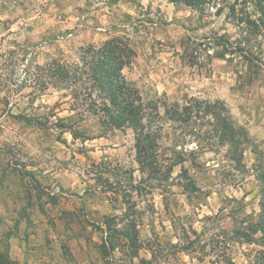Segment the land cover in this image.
Listing matches in <instances>:
<instances>
[{
  "label": "rangeland",
  "instance_id": "1",
  "mask_svg": "<svg viewBox=\"0 0 264 264\" xmlns=\"http://www.w3.org/2000/svg\"><path fill=\"white\" fill-rule=\"evenodd\" d=\"M215 11L201 14L167 0H0V250L10 253L16 238L21 259L10 257L23 264H224L225 251L235 264H250L257 244L226 242L235 216L259 211L253 164L255 150L264 152V36L244 45L226 11ZM215 32L227 34L233 46H250L259 73L237 52L208 62L213 48L201 52V64L183 61L185 37L203 40ZM116 35L130 38L137 51L124 73L145 98L226 103L251 136L244 167L228 158L226 146L199 150L191 128L176 134L164 120L160 158L170 163L177 148L187 160L167 183L145 181L152 184L147 191H131L130 173L135 183L142 177L132 130L86 141L60 133L58 118H77L67 110L63 90L42 87L45 72L38 65L72 62L81 46ZM75 127L97 132L93 120ZM189 178L196 191L183 187ZM111 183L114 191L107 190ZM127 189L130 209L121 196ZM106 216L115 218L119 231L136 221V250L130 236L119 233L118 248L104 253Z\"/></svg>",
  "mask_w": 264,
  "mask_h": 264
},
{
  "label": "trees",
  "instance_id": "2",
  "mask_svg": "<svg viewBox=\"0 0 264 264\" xmlns=\"http://www.w3.org/2000/svg\"><path fill=\"white\" fill-rule=\"evenodd\" d=\"M167 1L190 7L201 14L209 8H216L215 14L218 16L226 11V18L232 20L243 32L244 45L252 38L264 36V0ZM241 43L239 41L233 46L225 33L215 32L212 36H205L203 40L187 36L181 41L183 48L181 58L190 65H196L200 63L201 52H208L210 48L214 49L213 52L207 53L206 59L210 63L213 58L225 59L227 54L237 52L243 56L250 71L256 67L258 70L255 69L254 73H259L261 64L255 62L252 48L242 46ZM136 56L137 51L130 38L116 35L100 44L81 46L77 58L72 62L53 59L44 66L38 65L45 72L42 87L46 89L52 84L57 90L64 91L67 110L72 113L71 116L77 118L75 123L93 120L97 126V132L91 133L90 129L75 127V123L67 122L66 119L70 116L60 117L56 122L60 133L69 132L75 140L86 141L104 137L108 132L116 130H132L135 160L142 177L135 183L134 172L130 173L128 182L131 191H147L146 187L152 184L146 186L145 181L148 183L160 179L167 183L172 177L173 168L187 160L184 158V151H179L177 148L175 149L177 155L175 159L171 158L170 163L165 164L164 159L160 158L159 149L164 120L171 122L176 134L178 129H181V133L191 128V132L188 133L195 136L199 150L213 151V147L226 146L228 158L238 169L244 167V152L247 144L251 142V136L247 128L233 118L226 103L222 100L212 101L198 97H191L182 102L145 98L140 89L124 73V69L133 64ZM243 76L244 74L239 73V77ZM202 126L206 127L205 131H202ZM204 142L206 146H203ZM190 153L195 155L196 150L193 148ZM255 154L253 171L259 187V211L245 214L243 217L235 216L234 227L226 243L237 241L257 244L260 248L250 264H264V152L255 150ZM193 159L195 161L196 157ZM104 163L106 160L95 164L100 166ZM183 187L191 192L197 190L196 182L191 178L188 183L183 184ZM114 189L112 183L109 184L107 190L114 191ZM128 191V189L124 190L121 196L130 209L132 194ZM114 221L113 216H106L105 223L109 232L102 244L104 253L107 255L118 248L119 233L130 236L136 250V221L131 222L129 226L131 228H127L129 231L114 229L112 226ZM185 236L189 238L188 232ZM196 242L194 239L191 244ZM227 244H225L226 249ZM224 258V264H235L226 251ZM142 261L149 262L145 259ZM0 264L23 263L12 259L9 250L5 249L0 250Z\"/></svg>",
  "mask_w": 264,
  "mask_h": 264
},
{
  "label": "crops",
  "instance_id": "3",
  "mask_svg": "<svg viewBox=\"0 0 264 264\" xmlns=\"http://www.w3.org/2000/svg\"><path fill=\"white\" fill-rule=\"evenodd\" d=\"M20 243L21 242H19L16 238H12L11 239V255H13V254H18L20 257H19V259H21V253L20 252H18V248H19V251H21L20 250Z\"/></svg>",
  "mask_w": 264,
  "mask_h": 264
}]
</instances>
